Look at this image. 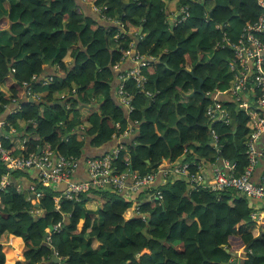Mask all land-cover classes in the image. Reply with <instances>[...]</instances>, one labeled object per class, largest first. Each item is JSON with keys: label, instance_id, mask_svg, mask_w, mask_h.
<instances>
[{"label": "trees", "instance_id": "1", "mask_svg": "<svg viewBox=\"0 0 264 264\" xmlns=\"http://www.w3.org/2000/svg\"><path fill=\"white\" fill-rule=\"evenodd\" d=\"M89 4L102 8L94 13ZM167 5L178 9L175 24L167 23ZM261 17L264 0H0V115L17 103L2 127V144L11 148L18 134L24 154L41 148L80 159L86 138L100 148L131 125L134 139L122 145L115 172L147 175L166 169L164 160L198 165L219 156L242 173L250 118L224 102L232 125H211L205 111L212 99L193 92L196 77L204 80V93L229 86L234 51L218 44L224 33L237 42ZM134 37L138 54L155 57L154 69L143 71L141 85L123 81L133 107L126 118L112 84L115 72L118 80L127 75L118 68ZM258 37L264 42V32ZM47 63L56 67L49 80L42 77ZM29 90L38 96L34 102ZM6 173L0 160V184ZM9 176V185H0V264L6 263L4 234L25 242L24 262L15 264H55L54 255L61 264H264V225L252 220L251 201L233 190H190L184 179L169 178L141 192L138 205L110 187L56 201L61 192L42 182L41 196L28 199L18 188L26 173Z\"/></svg>", "mask_w": 264, "mask_h": 264}, {"label": "built area", "instance_id": "2", "mask_svg": "<svg viewBox=\"0 0 264 264\" xmlns=\"http://www.w3.org/2000/svg\"><path fill=\"white\" fill-rule=\"evenodd\" d=\"M101 8L97 10L98 13ZM181 12L184 15L183 20H185L188 17L187 8H183ZM104 16L102 13L103 18ZM107 20L109 21L108 18ZM115 23L120 28L122 27L120 22ZM263 32L264 18L261 17L258 22L248 25L244 29L238 42L231 43L225 38L223 44H221L222 47L229 46L235 54V58L230 65L233 72V82L228 88L227 99L230 96L239 103L248 112L252 121L250 130L244 140L249 163L242 173L237 171L235 164L227 161H224L225 164H202L200 162L198 165L195 162H178L172 165L168 164L166 169H161L157 173L151 172L147 175H141L130 168H126L123 172H115L114 162L118 159L122 149V147H118L106 155L87 159L86 169L89 180L77 181L74 179L73 174L78 167V159L54 154L51 150H42L40 154L16 155L10 148L3 146L0 135V160L8 170V173L3 176L1 187L6 188L9 185L10 171L37 169L39 171V182L54 189L61 183L65 184L63 190H58L61 195L55 198L56 201L61 198H77L81 192L93 188L110 187L115 192L133 199L138 205L137 197L139 194L158 184L156 178L159 175L163 180L161 184L169 178H182L188 182L190 190L198 191L201 188H206L218 194L226 190H233L246 197L252 203V220L256 224L264 225V171L259 180H254L257 163L262 157L264 158V148L261 150L257 148V142L264 133V42L258 37V34ZM117 38H119V35L116 36ZM154 58L135 53L133 60L136 67L127 72L126 76H120V80L124 81L126 77H129L136 80L138 85H141L145 78L140 68L147 66ZM250 92L254 94L255 98L248 96ZM27 95L36 100L38 99V96L30 93V90ZM118 95L122 103L130 104V100L125 98V92L123 89L120 90V87ZM205 96H209L213 100L215 93L209 92ZM205 114L211 125L218 122L229 126L231 122L224 101L221 102L218 99L213 100L207 106ZM5 124V120H1L0 128L2 129ZM212 145L216 151H219L218 135L214 131H212ZM53 156H55V164H53ZM30 193L35 195L36 198L41 196L40 191L36 190V186L30 188ZM136 209L138 210L139 206ZM60 227L61 224L59 223L54 228L59 229Z\"/></svg>", "mask_w": 264, "mask_h": 264}, {"label": "crops", "instance_id": "3", "mask_svg": "<svg viewBox=\"0 0 264 264\" xmlns=\"http://www.w3.org/2000/svg\"><path fill=\"white\" fill-rule=\"evenodd\" d=\"M90 5L91 4H89V6ZM213 5H214L213 2H208L207 1V7L208 8L213 7ZM90 8L93 10L94 13H95V11L97 12V10L95 8H94L95 10L91 6H90ZM166 15L168 16V19H169L167 23L172 22V23L175 24L176 21H177L178 15H179L177 7L175 5L174 6L167 5L166 6ZM229 26H230V24H229ZM217 28H221V26H219ZM145 33H146V31H143V28H142V33H140V31H139L138 32V37L141 36V34L144 35ZM138 37L131 38L127 42L128 45L131 47V49H130L129 56L126 59V61L122 64V66H120V68H118V69H120V74H124L126 71L129 72L130 70H132V69H134L136 67V64H135L133 59H134V54L137 53L134 45H135V42L139 39ZM225 38L228 39V37L226 36V33H224V37L220 41L218 46H221V44H223V40ZM231 43H233V42H231ZM163 50H167V49L164 48ZM152 57H154V56H152ZM234 58H235V54H234ZM231 62L229 64V72L231 73L232 77L230 79L229 86L226 87V88H223V89L217 88L214 91L215 96H214L213 100L218 99L221 102L224 101V102H227V103L230 102V103L235 104V106L237 108H239L242 111H244L246 113V115L250 118V127H251L252 121H251V117L248 114V112L245 111V109L239 103H237L233 98H231L230 96L227 99L228 88L231 86V84L233 82V72L231 71V68H230ZM55 69L56 68H54V66L52 64L47 63V65L45 67V71L42 74L43 79L49 80V78L55 74ZM140 69H141V72L143 73V71L146 70V69H148L150 72H152L154 68L151 66V63H149L147 66H144V67H142ZM194 77H196V76L194 75ZM119 87H120V90L124 88L123 81H121V80H119V84H117V86H116V91L117 92L116 91L115 92H116V98L117 99H119V97L117 96ZM3 90L5 92H7V87L4 86ZM248 96H250L251 98H255L254 94H252L251 92L249 93ZM31 98H33V97H31ZM33 99L36 100L35 98H33ZM251 100H253V99H251ZM123 104L125 106L124 110L126 112V116L125 117L128 118V112L133 110V107L130 104L127 105V103H124V102H123ZM16 108H17V103L9 105L6 108L5 112L2 115H0V121L1 120H5L7 116H9L10 114L14 113ZM18 108H19V106H18ZM228 111H229V116H230V121H231L229 126H231L232 122H233V119H232V116H231V111L229 109H228ZM23 125H25V124L23 123ZM249 130H250V128H249ZM249 130H248V132H249ZM130 133H131V125H130V130L127 131L123 135L122 138L114 137L111 141L116 140V141L119 142L121 140H124V137L125 138L133 137V136H129ZM2 134H3V130L0 128V135H2ZM111 141H109V142H111ZM12 142H13V146L10 149L16 155H20L21 156L22 154H24L23 153L24 146H23L22 141H20V139L18 137V134H16V136H14V138L12 139ZM109 142H107V143H109ZM123 144L124 143L119 144L117 147L107 151L106 153H104L102 155H106V154L110 153L111 151H113L114 149H116L118 147H122ZM257 148H258V150H261L262 148H264V133L261 135L260 139L257 142ZM91 149H94V148L91 146L90 139L86 138V144H85L84 149H83V154L84 155L81 156L80 159H78V161H77L78 162V167L76 168V170H75V172L73 174L74 179L77 180V181H88L89 180V175H88V172H87V169H86V160L89 159V158H95V157L91 156V155H93V152H92ZM53 152H54V154H59V153H57L55 151H53ZM218 154H219V151H218ZM102 155H100V156H102ZM84 156H89V158H87L85 161H82ZM100 156H97V157H100ZM52 160H53V164H55V161H56L55 160V156L52 157ZM163 164H165L166 167H167L168 164H171V162H170V160H164ZM202 164H210V163L208 161H204L203 160ZM211 164H225V163L218 156V159L214 163H211ZM231 164H233V161H231ZM257 164H258V166L256 167L254 180H259L261 175H262V173H263V171H264V158L262 157ZM208 171H209V168H208ZM22 172L26 173V176H23L22 178H20L21 186H18V188H19V191H23L24 190L25 196L29 199V198H32L31 197V193H30V188L32 186H36L39 183V171L37 169H25V170H22ZM162 182H163V180H162L161 176L159 175L158 178H156V183L161 184ZM64 188H65V184L61 183V184L57 185L56 190H59V189L63 190ZM96 208H94V210ZM1 242L3 243L4 252H5V255H6V263L5 264H15L18 261L24 262V259H23V256H22V250H23V248L25 246V242H24L22 237L11 235V234H4V236L1 237ZM61 262L62 261H61V258H60V262L59 263H55V264H61ZM40 264H51V263L48 261V262H44V263H40Z\"/></svg>", "mask_w": 264, "mask_h": 264}, {"label": "water", "instance_id": "4", "mask_svg": "<svg viewBox=\"0 0 264 264\" xmlns=\"http://www.w3.org/2000/svg\"><path fill=\"white\" fill-rule=\"evenodd\" d=\"M140 33H142V29H141ZM188 72H189L191 75H194V72H193V71H188ZM115 73H116V74H115V82L112 84V88H113L112 93H113V94H114L115 91H116V86H117V84H119V80L117 79V74H118V73H117V72H115ZM197 79L199 80V87H198L196 90H194L193 93L198 92V93L202 94L203 96H205L206 94H205V93L203 92V90H202V85H203V83H204V80H203L202 78H199V77H197ZM29 101H30V102H34L35 100H34L33 98H30ZM133 139H134V138L132 137V138H128V139L121 140V141H119V142L116 141V140H113V141H111V142H109V143L104 144V145H103L102 147H100V148H94V149H91L92 152H93V155H91V156H93V157L100 156V155L106 153L107 151H109V150H111V149L117 147L119 144H121V143H125V142H129V141H131V140H133ZM41 151H42V149L39 148L38 151H37V154H40ZM87 158H89V156H84L83 159H82V161H85ZM52 230H53V226H50V231H52ZM47 237H48V233L45 234V238H47ZM202 255H203V261H204V262H208V261H209L208 258H207L204 254H202ZM53 260H54V262H56V263H59V262H60V259L57 258L56 256L53 257Z\"/></svg>", "mask_w": 264, "mask_h": 264}, {"label": "clouds", "instance_id": "5", "mask_svg": "<svg viewBox=\"0 0 264 264\" xmlns=\"http://www.w3.org/2000/svg\"><path fill=\"white\" fill-rule=\"evenodd\" d=\"M6 169H7V168H6ZM7 171H8V170H7ZM14 171H15V170H14ZM10 172H11V171H10ZM10 172H9V173H10ZM9 177H10V176H9ZM2 179H3V178H2ZM31 197H32V198H36L35 195H33V194H31ZM55 256L58 258L57 255H54V257H55ZM59 259H60V258H59Z\"/></svg>", "mask_w": 264, "mask_h": 264}, {"label": "rangeland", "instance_id": "6", "mask_svg": "<svg viewBox=\"0 0 264 264\" xmlns=\"http://www.w3.org/2000/svg\"><path fill=\"white\" fill-rule=\"evenodd\" d=\"M53 66H54V68H56L55 65H53Z\"/></svg>", "mask_w": 264, "mask_h": 264}]
</instances>
